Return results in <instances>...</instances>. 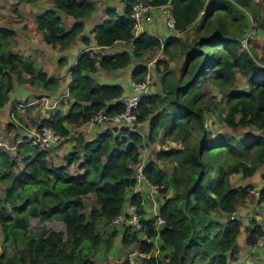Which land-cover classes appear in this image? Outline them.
Segmentation results:
<instances>
[{"label": "trees", "instance_id": "obj_1", "mask_svg": "<svg viewBox=\"0 0 264 264\" xmlns=\"http://www.w3.org/2000/svg\"><path fill=\"white\" fill-rule=\"evenodd\" d=\"M137 1H124L121 15L108 9V19L91 29L92 38L84 31L96 12L94 0H53V7L35 14L43 43L52 50L64 51L76 41L89 47L67 70L68 95L62 100L68 110L42 117L36 125L37 132L43 125L56 128L63 136L58 144L40 148L14 118L5 126L12 140L0 146V264H95L118 236L123 245H134L127 253H150L147 259L138 257L137 264L236 262L242 220L231 214L253 185L237 186L232 177H251L264 165V47L258 55L251 44L254 33L264 32V5L257 0H173L176 32L162 43L146 32L134 34L130 14ZM143 1L159 6L167 0ZM17 37V29L0 25V108L9 102L13 106L11 94L18 84L43 89L37 98L54 99L64 82V76L48 74L36 57L19 51ZM92 41L99 49L91 47ZM119 41L130 48L100 50ZM158 51L181 60L178 76L172 75L168 60L155 61L157 71L164 66L161 88L141 99L132 127L109 123L90 138L81 130L71 136L73 127L93 124L98 111H125L118 101L126 92L123 85L98 81L97 70L130 67L131 79L141 81ZM57 63L66 66L67 57ZM238 75L246 87L237 85ZM208 84L221 98L207 90ZM12 109L22 120L18 108ZM216 123L224 132L214 133ZM160 135L177 146L153 150L144 160L146 143L155 146ZM71 137L63 161H50V151ZM141 162L147 179L162 186L156 196L162 224L151 206L147 210V193L134 192V170ZM91 194L94 204L89 206ZM129 201L139 206L141 230L112 223ZM263 201L264 187L258 198ZM30 216L60 219L65 230H32ZM251 223L246 243L255 246L262 227Z\"/></svg>", "mask_w": 264, "mask_h": 264}, {"label": "crops", "instance_id": "obj_2", "mask_svg": "<svg viewBox=\"0 0 264 264\" xmlns=\"http://www.w3.org/2000/svg\"><path fill=\"white\" fill-rule=\"evenodd\" d=\"M124 1L125 0H94L96 4V12L93 15V17L85 21L84 33L89 35L92 38L93 35L91 34V29L93 28V26L97 23H101L104 20L108 19L109 15L108 13H106L108 9L114 8L115 11L117 12L115 5H117V3H122L124 6ZM257 2L260 4L261 7L263 6L261 0H257ZM122 12L123 10L119 11L120 14L118 15H121ZM154 27L156 28L158 33L157 32L150 33V30H152ZM145 29L147 33H149L150 35L157 36L160 38V40L163 41L164 39L163 35L167 34L168 32H167L165 21L161 14L160 9L158 8L155 9L153 20L152 22L145 24ZM29 42L32 43V45H29V46L27 45L29 47V55H32L34 57H36V55H39L38 58L40 59L41 65H43L44 63L52 64V68H53L52 73L50 72L52 71V69L42 68L41 66V68L44 71H46L48 74H52L55 76L58 74L61 76H64V82L60 90L61 94H59L58 97H55L54 99L47 97V96H42L40 98H37L38 95L45 92L43 89L38 88V87H32L26 84H18L14 87L13 92L11 94V100L15 99V103L13 104V106L11 107V102H9L4 107L0 108V129L6 126V124L9 121H11L12 118H14L18 122H20L22 125H24L23 128L25 129L26 133L23 135L24 136L26 135L28 139H31L35 136V133L37 132L36 125L40 118L47 117L51 115L52 113H56L58 111H62L63 113H65L68 110V104H65V103L63 104L62 102L63 94H66L68 92L67 87H68V82H69V75L67 74V70L71 66L74 65L80 52L88 48L89 46H86L85 44L80 43L79 41H76L72 45V47L64 51L57 52V51L52 50L49 45L44 44L43 42H42V45L33 44L32 41H29ZM251 44L254 46V51L258 55H262V49L264 47V32L254 33V35L251 38ZM91 47L99 49L98 47L94 45L93 41L91 43ZM124 48H129V46L125 42L119 41V42H116L112 47H106L100 50H102V52L112 53L114 51H117L119 49H124ZM62 55H65L67 57V65L64 67H59L57 60ZM151 63L153 64V62L149 61L148 65L150 66ZM130 71H131L130 67L126 68L124 71H121V70L106 71V70L99 69L95 73V77L97 78L98 81L102 83H119L123 85L126 91H129L130 89L129 85L131 81ZM35 104H38V106H36ZM13 107L18 108L17 113H18V116H22V120L19 119L17 115H15L14 110L12 109ZM27 122L29 124H27ZM84 125H82L81 127H83ZM96 133L97 132L91 135V137L94 136ZM10 136L12 137V134L11 135L9 134V138ZM9 138L7 141L5 140L4 135L0 134V140L2 141L4 140L7 144H11L9 140H12V139L11 138L9 139ZM263 173H264V165L251 177L243 178L240 174L234 175L232 177L233 182L237 186L246 185V184L253 185V188L250 189V193L248 194L247 198L237 207V210H236L239 213L238 215H240V219L242 220V225H241L240 233L238 234V237H237V240L238 238L240 240L238 243L240 250L237 255V260L236 262H234V264H242L246 262H248L249 264H264V246L258 245L257 243L255 246H249L246 243V236H247L248 230L252 227L251 222H256L257 224H259V222L261 221V217H257L256 221L255 220L248 221L244 217V215H250L253 212V210L256 209L258 206L257 204L258 197L255 194V191L260 192L262 188L264 187V180L262 179V176H261ZM254 215H256L255 212H254ZM242 235L243 237H241ZM240 257L241 258L245 257V259L243 261L241 259L240 262L237 263L238 258ZM251 258L255 259L254 263L251 261Z\"/></svg>", "mask_w": 264, "mask_h": 264}, {"label": "rangeland", "instance_id": "obj_3", "mask_svg": "<svg viewBox=\"0 0 264 264\" xmlns=\"http://www.w3.org/2000/svg\"><path fill=\"white\" fill-rule=\"evenodd\" d=\"M116 9L117 12L116 14H120L119 11L123 10V4L122 3H117ZM53 7V0H38L36 2H23V1H19V0H1V4H0V25H6L9 27H13L15 29H17L18 31V43L20 44V48H18L19 51L23 52L24 54H29V45H32V43H30L29 41H32L33 44H37V45H42L43 39H42V33L39 32L37 30V23L35 20V14L40 12V10L43 9H48ZM158 31L156 30V28L154 27L152 30H150V33H154ZM167 34H164L163 37L164 39L166 38L167 35H173L171 31H169L167 29ZM170 33V34H169ZM164 39L162 42H164ZM28 42V44H27ZM28 45V46H27ZM130 48V47H129ZM16 49L17 48H13ZM38 50V49H37ZM39 52V51H38ZM37 53V52H36ZM39 55H36V62H38L39 66H42V68H48V69H52V71H50L51 73L53 72V68H52V64L51 63H44L43 65L40 64V59L38 58ZM174 55H164V53L162 51H158L155 54V58L153 60H151L150 62H153L152 65H147L149 66V72L151 74V78L153 80V85L151 87V89L153 90V92H158L161 88V83H160V71L164 70V66H161V70L157 71L156 67H155V61L162 58L163 60H168L169 63V69L172 71V75H174V77L178 76V72L181 66V60H178L177 58H174ZM38 58V59H37ZM237 85H239L240 87H246L245 82L243 81L242 77L240 75H238V79H237ZM207 90L210 91L212 94H215L218 98H221V94L218 92L217 88L213 85L208 84L207 85ZM64 102V101H62ZM64 104V103H63ZM62 105V103H61ZM38 106V105H36ZM145 125H141V132L143 134L146 133L145 131ZM215 127L214 128V133H221L224 132V126L221 124L216 123L215 125H213ZM104 128V126H100V125H96V124H86L83 127L79 128V127H73L72 128V135L74 136L76 133L79 132V130H81V132L84 133V135L86 137H91V135H93L95 132H100L102 129ZM0 134L4 135L5 140L8 141L9 138V133L6 130V127L4 126L2 129H0ZM10 139V138H9ZM10 141V140H9ZM71 143H72V137L70 138V141H63L60 145H58L54 150L50 151L49 153V160H53L56 163H61L63 161V156L65 153L68 152V150L71 147ZM145 146V148L142 150L143 152V159L145 160L153 151V150H157L158 148H164L167 149L171 146H177V143H174L172 141H165V140H161V135L156 139V145L153 146L152 144H148ZM163 164V163H161ZM94 195H90L88 196V203L89 206L94 204ZM150 207L149 202L147 203V210ZM150 213V211H149ZM30 220V228L32 230H34L36 227L38 226H45L46 228H52L56 231L58 230H65V223L60 220V219H53V220H40L38 217H34V216H30L29 217ZM143 237V236H142ZM243 237V235L241 236ZM120 237L118 236L116 238V241L114 242L113 246L107 251L106 254H103L101 256H98L97 261L95 264H121L122 261H124L126 259L127 256V250L131 247L134 248V245L131 244V246H126L123 245L120 242ZM239 238L237 240V243H239ZM2 242V235L0 232V245ZM101 251H106L105 247H101L100 249ZM158 251H156L157 254ZM97 254H99V251L97 252ZM242 259V261L245 259V257L243 258H238L237 263L240 262V260ZM254 258H251V261L254 263Z\"/></svg>", "mask_w": 264, "mask_h": 264}, {"label": "built area", "instance_id": "obj_4", "mask_svg": "<svg viewBox=\"0 0 264 264\" xmlns=\"http://www.w3.org/2000/svg\"><path fill=\"white\" fill-rule=\"evenodd\" d=\"M127 1V0H125ZM264 5V0H261ZM158 8L164 18L166 28L171 32H176V18L173 12V0H167L165 3L159 6H153L143 0H138L132 7L131 18L133 20L134 34H140L146 32L145 24L152 22L155 9ZM246 43V39L243 40ZM151 65V64H150ZM152 78L148 72L144 79L141 81H130L129 91H126L118 99V101L125 105V111L121 113L109 114L105 111H98L93 117L92 122L97 125L109 124V123H121L126 122L131 124L137 120L136 108L142 98L148 96L151 93ZM66 93L65 95H67ZM63 136L57 131L56 128L50 125H43L38 132L35 133L33 143L37 144L40 148H48L58 144L62 140ZM6 145L4 141L0 140V146ZM134 177L136 179V185L134 192L137 190H144L147 193L149 203L151 206V214L157 217V223L162 224L165 222L157 209L158 200L156 196L159 195L161 185L150 182L144 172V164L141 162L137 164L134 170ZM253 191V190H251ZM255 194L259 198V191H255ZM145 201V199H144ZM258 206L250 215H244L248 221H256L257 217H261L259 225L262 227V235L259 237L257 244L264 246V201L259 203ZM254 212L256 215H254ZM237 211L231 214V219L240 218ZM125 222L133 230L143 229V223L141 221V215L139 206L129 201L125 204V208L122 212L115 216L112 220L113 224L120 225ZM147 242L151 241L150 237H145ZM158 251V250H156ZM141 257L147 259L150 257V253L142 252L138 249H132L127 253L126 264H137V258ZM145 264V263H144ZM242 264H249L248 262Z\"/></svg>", "mask_w": 264, "mask_h": 264}, {"label": "clouds", "instance_id": "obj_5", "mask_svg": "<svg viewBox=\"0 0 264 264\" xmlns=\"http://www.w3.org/2000/svg\"><path fill=\"white\" fill-rule=\"evenodd\" d=\"M147 33V32H146ZM149 34V33H148ZM173 34H175V32H173ZM169 36V35H168ZM166 39V38H165ZM165 39H164V41H165ZM162 41V40H161ZM162 43H164V42H162ZM246 44V43H245ZM68 93V92H67ZM65 95V94H64ZM68 95V94H67ZM67 95H65V96H67ZM94 124V123H93ZM97 125V124H96ZM102 125H104V124H102ZM35 137V136H34ZM34 137L33 138H31L32 139V143H33V139H34ZM35 144V143H34ZM143 163V162H142ZM236 211V210H235Z\"/></svg>", "mask_w": 264, "mask_h": 264}]
</instances>
